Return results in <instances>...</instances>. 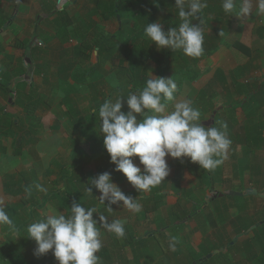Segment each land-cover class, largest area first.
<instances>
[{
	"label": "rangeland",
	"instance_id": "1",
	"mask_svg": "<svg viewBox=\"0 0 264 264\" xmlns=\"http://www.w3.org/2000/svg\"><path fill=\"white\" fill-rule=\"evenodd\" d=\"M4 1L13 8L12 10L16 11L20 8L23 12L22 2L20 7H16L18 0ZM26 2L30 12L35 13L33 21L39 22L40 26H46L51 37L55 34L60 42L66 41L64 31L67 29L70 31L68 37L72 39L65 44V48H70L63 49L58 55L59 59H54L55 54L60 50L55 43L50 45L47 42L49 38L43 36V29L40 26L36 33L30 32V36L35 37L32 42V46H35L34 50L28 46L29 42L25 41L22 45L18 42L21 48H16V36L10 35L12 38L8 46L15 49L16 55H19V51L22 52L23 49L24 55H27L26 58L23 56L26 61L25 68L22 60H19V64L14 63L10 70L16 75L25 71L27 78L35 85L26 82L24 86L20 85L22 90L13 89L14 91L11 92L13 101L24 113L20 112L18 116L5 111L2 114L6 118L7 125L8 117L11 118L10 120H15L16 128L8 125V129L0 130V177L2 175V181H4L6 172L8 173L12 167L14 171L12 174L16 177L19 187L27 184L33 189L35 194L33 201L37 205L42 204L43 194L51 188L61 187L64 183L59 178L67 174L68 170L70 171L72 158H74L71 156L73 149L79 152L77 160H81L82 154L89 157L94 153L98 156L104 148L100 128L95 127L89 119L90 110L97 107L118 86L114 75V67H116L114 64L117 62L103 58L104 54L100 58L97 57L95 46L101 42L102 38L112 36L120 28L126 29V33L121 34L118 40H126L129 35L127 29L136 26L140 0H121L119 6H124L121 10L118 7L114 8L116 0H90L91 5L95 7L86 3L78 12H70L67 9L70 6L74 8L76 0H26ZM239 4L240 0H236L237 10ZM221 5L222 0H207V7L203 9V27L205 34L210 38L209 43L204 42V45L210 49L213 46L212 42L218 43L221 40V45L230 50L231 54L223 49L220 54L213 52L212 55L205 57L203 63L206 67L203 68L201 75L194 81H183L174 103L181 100L191 101L192 106L201 112L200 123L209 121L210 126L217 128L220 127L221 122L227 123V135L232 142L227 158L215 170L207 171L199 168L198 164L190 162L187 157L181 161L166 156L170 169L168 176L160 185L147 192L137 191L123 173L114 170L115 165L110 160L99 163L97 159H92L87 163L85 178L88 184L91 185L90 178L99 174L100 166L104 172L110 168L112 181L126 196L135 198L141 205V211L138 213L129 210L122 205V202L120 206L112 205V209L109 210L107 204L100 203L98 198L100 193L97 189L93 196L86 192V189L78 192L79 196L84 197L82 204L85 207H94L96 213L105 216L109 223L116 219L125 221L123 238H117L114 233L100 228L103 248H107V253L113 249L115 255L111 260L101 255L102 250H100L97 253L100 258L99 264H264V197L228 194L230 190L243 192L247 188H255L260 193L264 192V143L260 146H252L240 141L245 123L257 124L264 129V104H262L264 102V44H258V40H253L254 46H247L241 42L250 50V56L246 58L236 53L230 44L234 40H240V33H226V29L230 27L229 19L236 18V15L228 16L223 12ZM87 9L90 10L89 12L94 10L92 14L95 16L91 18V21L88 18L89 12L81 17L82 12ZM115 9H118L120 14L115 15ZM70 13L74 15L73 18H69ZM117 15L119 17L121 15L122 18L118 20ZM62 16H68L67 24L61 21ZM17 21L18 25L20 22ZM156 22H160L164 30L179 24L174 10L171 13H158ZM196 22H198L196 25H199L200 19H196ZM3 25L4 23L1 24L2 27ZM74 28L88 31L87 40L91 46L86 52L89 55L87 61H81L77 55L80 34ZM261 29H264V26ZM38 37L42 43L39 42ZM43 43L46 44L43 45ZM60 47H63L61 43ZM51 50L54 52L52 59H50ZM62 53L66 56L69 54L66 62L69 64L66 68L62 67L65 64ZM14 56H7L0 51V77L4 82H6V76L3 78L2 75L6 71L2 67L8 64V61L12 62ZM47 57L49 59H46ZM132 58L133 56L127 57L126 61ZM43 59L41 65H36V61ZM97 60L101 64L97 73L104 79L100 84L98 81L94 84L86 75L87 71L95 66ZM193 61L192 57L186 56L182 50L174 54L170 53L164 60L165 65H163L167 66L164 77L172 78L174 71L182 64H189L191 67L193 65L196 69ZM47 63L61 69L60 77L57 75L55 77L52 70L47 71L50 67H47ZM147 63L149 65L147 75L151 72L152 75L158 76L155 72L157 62L149 59ZM124 65L126 66L127 62ZM43 66H46V70ZM33 70L38 74L33 73ZM217 72L221 73L219 78L216 76ZM184 76L185 74L178 75L177 78L181 80ZM11 82L12 80L10 85H12ZM89 82L92 83V88L88 87ZM28 85L33 90L36 88L33 96L23 93L24 87ZM258 89L262 92L253 102L249 95ZM66 90H74L75 94L70 95L71 98H75L73 103L65 101ZM8 99L9 96H0V103L4 105V109L8 108V102H6ZM244 99H247L246 103H250V107L244 106L242 109L240 103ZM13 101L11 106L14 104ZM174 103L166 110L171 111ZM122 104L124 105V102ZM71 105L75 109L70 108ZM231 105L237 108L230 109ZM233 155H235V165ZM131 159L139 164L138 157L134 156ZM140 166L143 168L142 165ZM22 168L28 169L24 172L26 179L20 178L15 171ZM36 184H42L47 191H38L35 188ZM162 187L166 188L168 193L174 192L179 195L170 197L168 199L170 203L163 205L157 211L146 210L150 207L142 206L145 196H149L146 202L150 204V197L160 192ZM91 188L95 187L91 185ZM209 192L212 193L211 200L207 199ZM23 198L29 197L25 194L11 195L4 189L0 192V200H3L5 210L17 227L29 217L27 206L22 203ZM199 206L202 208L192 215L194 208ZM58 212L64 211L55 201L45 203L37 211V220L44 214H59ZM96 213L93 214L94 218L97 216ZM245 225L250 227L244 229ZM97 227L100 225L98 224ZM241 229L244 230L239 233L238 230ZM154 230V234L148 236ZM7 233V226H0V264H11L13 253L10 254V252L13 248H16L27 261L37 257L34 255L35 241L32 240L30 244H26L28 237L25 227L19 232L9 233V236ZM146 236L144 246H139L135 242L129 243L131 237ZM172 237L179 241L175 251L169 248ZM44 255L46 261L52 260V264H58L51 251Z\"/></svg>",
	"mask_w": 264,
	"mask_h": 264
},
{
	"label": "clouds",
	"instance_id": "2",
	"mask_svg": "<svg viewBox=\"0 0 264 264\" xmlns=\"http://www.w3.org/2000/svg\"><path fill=\"white\" fill-rule=\"evenodd\" d=\"M221 6L228 16L264 17V0H240L238 11L236 0H222ZM175 7L180 19L178 27L164 30L160 22L147 23L144 34L157 49L182 50L186 56L198 58L204 53L202 17L207 0H175ZM198 18L200 24L196 25L193 21ZM176 90L177 84L171 77L154 76L150 72L141 89L127 96L119 95L115 100L106 99L99 107L100 134L110 162L139 192L151 191L165 180L170 171L166 156L181 161L187 157L207 171L215 170L227 158L232 143L227 135V123L221 122L219 128L205 127L200 123V110L188 100L175 102L172 110L167 111L166 102L174 101ZM122 97H126L128 111H122ZM92 111L95 113L96 109ZM134 156L138 157L139 164L131 159ZM90 183L99 191L100 203L107 204L109 210L122 202L132 212L141 211V205L123 193L109 172L90 178ZM35 188L47 191L42 184H36ZM87 190L92 193L90 187ZM69 208L67 215L64 212L44 214L27 226V237L36 244L34 255L51 251L58 264H99L97 253L103 247L100 228L123 238L125 221L116 219L109 223L94 207L75 201ZM0 226H7L9 233L19 231L3 200H0ZM177 243L172 237L169 248L175 251Z\"/></svg>",
	"mask_w": 264,
	"mask_h": 264
},
{
	"label": "trees",
	"instance_id": "3",
	"mask_svg": "<svg viewBox=\"0 0 264 264\" xmlns=\"http://www.w3.org/2000/svg\"><path fill=\"white\" fill-rule=\"evenodd\" d=\"M120 1L121 0H116L114 8L118 7L121 10L122 7H124L123 5H122V7L119 6ZM174 6H175V0H140V2H139L140 11H139V14L136 18L137 19L135 22L136 26L132 29H127V32L129 35L126 38V40H121V41L118 40V37L122 36L121 34L126 33V29L120 28L112 36L102 38L101 42L95 46V49H97V52H96V54L98 55L97 57L100 58V56L104 54L103 58L105 57L111 61L115 60L117 62L116 64H114V66H116V67H114V75H115V81L118 83V86L113 89V93L109 94L107 97H105L104 100H102L100 102V104L97 105V107H95V109H96L95 113H93V111L90 110L89 119L93 122V125L95 127L98 126L100 128V118H99L98 110H99L100 105L106 99L111 98L113 100L119 95L127 96L130 92H135L138 89H141L145 85V82L148 78L147 71L149 70V65H148L147 61L149 59L154 60L155 63L157 62L156 63L157 68L155 69V72L157 73L158 76L164 77V73H165V70L167 67V66H164L165 65L164 60L167 59V57H169L170 53L171 54L177 53L178 50L171 51L170 49H167V48H163L162 50L157 49L155 43L150 42L149 38L144 34V28L147 25V23L156 22L158 13H161V12L171 13L173 10L176 14L177 23H180V19L178 17V10L176 9V7L174 8ZM88 11H90V10H88ZM114 11H115V15L118 13L120 14V11L118 9H115ZM92 13H94V10L89 15H92ZM120 17L122 18L121 15H120ZM67 18H68V16H62L61 21L64 24H67V21L69 20ZM88 18L91 21L92 17H88ZM194 21L196 22V20H194ZM194 21H193L194 24H198V22L195 23ZM178 25H177V27H178ZM74 29L78 30V33L80 34L79 35L80 36V44L76 49L77 55H79V58L81 59V61H87L89 59V55L86 52L88 51V48H90V46H91V44L87 40L88 39L87 38L88 31L85 28H84L85 30H83V31L79 30L78 28H74ZM69 32H70L69 30L65 29L64 36L68 37ZM67 37L65 40L68 39ZM209 39L210 38L206 34H204V42L209 43V41H210ZM15 44L17 45V47H20V44L18 42H16ZM211 44L213 46L210 49H209V47H206V45L203 44V47H204L203 55L198 57V58H192L194 60L193 63L195 65L196 69L193 68V65L191 67V65H189V64H182L181 67L176 69L174 71V73L172 74V79L177 84V90L174 93V97H175L174 101L177 99V94L179 92V88L181 87L183 81H194L196 78H198L201 75L203 68L206 67L203 63V61L205 60V57L212 55L213 52H215L216 49H218L221 46L222 42H221V40H219L218 43L212 42ZM230 46L236 51V53L243 55L246 58H249L250 50L245 45H243L241 42L234 40L233 42H231ZM61 56L63 57L66 55H64V53H62ZM131 56H133V58L126 61L127 60L126 58L127 57L129 58ZM64 61H66V60H64ZM125 62H127L126 66L124 65ZM62 67H63V65H62ZM99 67H101V64H100L99 60H97L95 62V66L92 69H89L87 71V74H86L89 76L88 78L94 84L97 81L100 84V82H103V80H104L100 76V74L97 73V70ZM197 67H198V69H197ZM63 68H65V67H63ZM242 68H239V69L241 70ZM60 71H61V69H60ZM184 74H185V76L181 80L177 78L178 75L182 76ZM216 76H217V78H219L221 76V73L217 72ZM87 85L90 88H92V86H93L92 83H90V82L87 83ZM0 87H3V83H0ZM261 92H262L261 89L254 90L249 95V97H251V101L254 102V100H257L256 97ZM66 93H67V96L66 97L64 96L66 98L65 101H71L70 103H73L75 98L74 99L71 98L70 95L75 94L74 90H72V91L66 90ZM174 101L166 102L167 108L169 105L174 103ZM237 101L240 102V100H237ZM63 102H64V100H63ZM75 102L78 103V101H75ZM122 102H124V107L122 108V111H128L129 109H128L127 104H126V97H122ZM246 102H247V99H244L243 101H241L240 104L242 105V107H241L242 109H244V106L250 107V103H246ZM262 104H264V102ZM233 107L234 106L231 105L229 108L233 109V110L235 108H237V107H235V108H233ZM70 108L73 109L74 108L73 105H71ZM194 108H196V107H194ZM149 114H152V113L149 112ZM136 115H137V118L140 119L139 114H136ZM142 118L143 117H141V119ZM5 119H4V123L6 121ZM8 122H9L8 125H11V126L15 124L12 120H8ZM211 127H213V125ZM240 141L251 144L252 146H260L262 143H264V129H261L259 127V125H257V124H252L250 122H247L243 126V136H241ZM78 155H79V152H77L75 149H73L71 152V156H74V158H72L73 163L70 165V171L68 170L67 174L62 175L59 178V179L63 180L64 183H62L61 187L54 188V189L51 188L48 192L43 194L42 204L35 205V202L33 201L34 196H35L34 191L27 184H23V186L19 187V185H18L19 183L15 179L14 176H12V175H5L4 176L3 186H4V190L8 194H11V195L25 194V195H28L29 198H31V199L23 198L24 201L22 203L26 204L29 217L26 220H24L23 222H21V224L17 227L19 229V231L24 227H25V229H27V226L29 225L28 223L30 221H34V220L36 221L37 220V211L39 210L40 207H43V204H45V203H50V202L55 201V203H57V205L60 207V209L64 211V214L67 215L70 213L69 206L74 201L81 204L82 206H84L82 204V199L84 197H81L78 194V192L81 189H86V192H88L92 196L96 194L97 190L95 188L92 189L91 185L88 184V182L85 178V175H86L85 165L87 163H89L90 161H92V159H94V160L97 159L99 161V163L101 161L110 160L109 154L107 153L105 148H102V150L98 156H96V154H94V153L90 154L89 157H87L85 154H82L81 160H77ZM234 156L235 155H233L232 158H233V164L235 165L236 160H235ZM101 168L102 167L100 166L99 167L100 170H98L99 173L104 172L101 170ZM62 171H63V169H62ZM109 171H110V168H108L107 172H109ZM25 175L26 174L24 172L19 173V176L22 179H26ZM88 187H90L92 189V193L87 190ZM164 191H166V188L162 187L160 192H157L156 195L150 197V199H151L150 204H148L149 202L148 203L146 202L148 200L149 196H147V197L145 196V200H144L142 206L143 207H146V206L150 207V208H146V210L157 211L160 208H162L163 205L170 203L168 200L170 197H173V196L177 197L179 195V194L174 193V192L164 193ZM29 192H30V195L28 194ZM84 196H86V195L84 194ZM211 198H212V193L209 192L207 199L211 200ZM205 202L206 201H204V203ZM200 208H202V207H200V206H199V208L195 207L193 212H192V215L194 213H196L198 211V209H200ZM249 227L250 226H248V225L243 226L244 229H248ZM244 229L238 230V232L240 233ZM154 232H155V230L153 232H151V234H149L148 236H152L154 234ZM7 234H8V236L10 235L9 232ZM146 239H147V236L143 237V238L131 237L129 243L135 242L139 246H144L146 243ZM30 241H32V239L28 237L26 244H30L31 243ZM101 250H102L101 255H103L109 259H111L113 257V255H115L113 249H111L109 251V253H107L108 252L107 248L102 247ZM10 254H12L11 264H48V263L52 264L53 263L52 260L46 261L44 259L45 255L37 256L36 258H34L30 261H27L25 259V257L19 251H17L16 248H13L11 250ZM111 260H113V259H111Z\"/></svg>",
	"mask_w": 264,
	"mask_h": 264
},
{
	"label": "crops",
	"instance_id": "4",
	"mask_svg": "<svg viewBox=\"0 0 264 264\" xmlns=\"http://www.w3.org/2000/svg\"><path fill=\"white\" fill-rule=\"evenodd\" d=\"M21 2H22V5H24L23 12L20 11V8H19L20 6L18 7L19 9L15 11V10H12L13 8L10 7L8 5V3H5L4 0H0V27H1V24L4 23L2 29L0 30V48H1L0 51H3L4 54H6L7 56L15 55L14 58L12 59V62L8 61V64L3 65V67H2V69L4 71H6L2 75L3 78H4V76H6V82H4V80L0 77V80H1L0 83L3 82L5 84V85H3V87H0V94H1L0 96H9L8 101H6V102H8L7 103V107L8 108L4 109V105H2L0 103V115H1V117H0V120H1L0 121V130L2 129V131L8 129V125L6 123H4L5 116H2V114L5 111L7 113L9 111V112H11L13 114H16V115L20 114V112H23L22 109H20L18 107V104H16V102H14L13 99H12L13 97H12L11 92L14 91L13 89L22 90L20 85L23 84V86H24V84L26 82H29V84H32V85L34 84V82H31L30 79L27 78V76L25 75V71L19 72L18 75H16V73H12V70H10L11 66H13L14 63L16 65L19 64V62H18L19 60H22L23 67L25 68V63H26L25 58L27 57V55H24V49L22 50V52L19 51V53H18L19 55H16L15 49L11 48L10 46H8V45H10V39L12 38V36H14V37L16 36L15 37L16 38L15 39V43L19 42L22 45V43L24 41L25 42H29L28 46H30V48L32 50H34L35 46H32V42H33V40H35V37H31L30 36V32L33 31L34 33H36L37 32V28L40 26L39 22L33 21L35 19V13H31L30 12L29 7L26 4L27 3L26 0H21ZM86 3H88L87 5H89V6H94L95 7V5H91L90 0H76V2L74 4L75 7L73 8V6H70L67 9L70 12L71 11L78 12L83 7V5H85ZM16 7H17V5H16ZM238 10H239V6H238ZM88 12H89L88 10H86L85 12H82V16L81 17L86 16L88 14ZM55 14H56V12H55ZM51 15H53V14H51ZM70 15H72V14L70 13ZM70 15H69V18H73L74 15H72V16H70ZM93 16H95V14H92V16L89 15V17H92V18H93ZM232 19L234 20L233 22H232ZM232 19H229L230 20L229 21V26L230 27L226 29V33L227 34H230V33H233V32L234 33H240V38L239 39L241 41L240 40L239 41L244 43V44H246L247 46L248 45L254 46L255 44H254L253 40H258V44L259 43L264 44V29H261L264 26V20H263L264 17H256L255 15H253V16L248 17V18H243V17L236 16V18L234 17ZM17 20L20 22V23H18V25L16 23ZM68 21H67V23H68ZM40 27L43 29L42 30L43 36L45 38L46 37L49 38V40L47 42L50 45L52 43H55L56 46H57V49L60 50V51L57 52V54H55L56 57L54 58V59H59L58 55H60V52L63 49L70 48V47L65 48V44L67 42L72 41V39H70L69 37L66 36L68 39L66 41L60 42L57 35L54 34L53 35L54 38H53V36L51 37V35L49 34V31H48L49 29L46 26L45 27L40 26ZM56 29L60 30L61 28L60 27H56ZM55 30H52V31H55ZM56 33H58V32L56 31ZM4 34H6V35L4 36ZM10 35H12V36H10ZM66 37L64 39H66ZM39 38L40 37H38V40H39ZM39 42L42 43L41 40H39ZM60 43L63 45V47H60ZM45 44L46 43H43V45H45ZM24 47H25V45H24ZM16 48H21V47H16ZM223 49L228 51V53L231 54L230 50H228L227 48L223 47L222 45L217 49V51H215V54H220V52ZM50 53H51L50 59H52L53 55H54V52L51 50ZM222 54H225V53L222 52ZM23 56H25V58ZM46 59H49V57H47ZM63 59L66 60L64 62H67V56H63ZM43 61H44V59L40 60V61H36V65H41ZM68 64L69 63L63 64V67L66 68V65L68 66ZM46 65H47V67L50 66L48 63ZM31 66H32V69H33L32 63H31ZM43 68L45 69L46 66H43ZM55 69H56V71H55ZM50 70L54 71L53 75L55 77H56V75L60 77L61 71L56 66H50L49 70L47 69V71H50ZM32 72L35 73L34 70ZM6 73L9 74V75H7ZM35 74H38V73H35ZM10 80H12V82H11L12 85H10ZM11 86H13V87H11ZM53 87H55V86H53ZM34 91H36V88L33 90V88L29 87V85L25 86L24 89H23L24 95H27V96H33ZM16 93H17V91H15V96H17ZM63 100H64V98H63ZM11 101H13V103H14L12 106H11V104H12ZM20 104H22V103H20ZM8 120H10V117H8ZM12 121L14 122L15 120H12ZM11 128H16V123L14 125H12ZM13 167L16 168L17 166H13ZM22 169H24V168H22ZM22 169H17L15 171L19 175V173L26 172L28 170V169H24V170H22ZM12 172L14 173L13 168L11 167V170L8 173L6 172V175L14 176V174H12ZM2 180H3V177L1 175V177H0V185H1L0 192L3 191V189H4V186H3V182L4 181H2Z\"/></svg>",
	"mask_w": 264,
	"mask_h": 264
},
{
	"label": "water",
	"instance_id": "5",
	"mask_svg": "<svg viewBox=\"0 0 264 264\" xmlns=\"http://www.w3.org/2000/svg\"><path fill=\"white\" fill-rule=\"evenodd\" d=\"M20 3H21V0H18V2H17V6H19L20 5ZM117 19L119 20L120 19V17H119V15H117ZM215 114V112L213 113V115ZM212 115V116H213ZM204 126H210V122L209 121H203V122H201ZM164 193H168V191H164ZM228 194H231V195H237V196H241V195H245V196H247V195H258V196H260V197H264V192H259L257 189H255V188H247V189H245L243 192H237V191H233V190H230L229 192H228Z\"/></svg>",
	"mask_w": 264,
	"mask_h": 264
}]
</instances>
